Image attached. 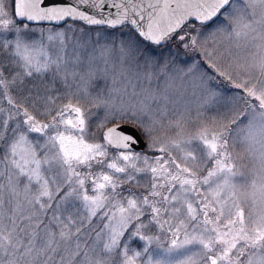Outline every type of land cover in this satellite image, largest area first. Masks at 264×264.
Wrapping results in <instances>:
<instances>
[{"label": "snow or ice", "instance_id": "6c2138e0", "mask_svg": "<svg viewBox=\"0 0 264 264\" xmlns=\"http://www.w3.org/2000/svg\"><path fill=\"white\" fill-rule=\"evenodd\" d=\"M0 264H264V0H0Z\"/></svg>", "mask_w": 264, "mask_h": 264}, {"label": "rangeland", "instance_id": "374dc122", "mask_svg": "<svg viewBox=\"0 0 264 264\" xmlns=\"http://www.w3.org/2000/svg\"><path fill=\"white\" fill-rule=\"evenodd\" d=\"M34 25H29V27H33ZM103 31V30H102ZM173 49H176L177 48V45L176 44H173L172 45ZM192 53L191 52H185L184 50H180V58L182 60H188L190 59ZM208 115H212V113H208ZM147 151V150H145ZM236 152L240 154V156L242 157V159L238 160L237 161V166L241 169V171H245L247 172V168L244 167V165H247L248 164V157H247V154L239 147L237 146L236 148ZM247 211V209H246Z\"/></svg>", "mask_w": 264, "mask_h": 264}, {"label": "water", "instance_id": "95a60500", "mask_svg": "<svg viewBox=\"0 0 264 264\" xmlns=\"http://www.w3.org/2000/svg\"><path fill=\"white\" fill-rule=\"evenodd\" d=\"M26 23H29V25H33L31 22H26ZM123 130L129 134H136L138 132V129H135L132 125H125ZM133 147H134L135 151H140V150L144 149L143 143L140 144L139 146H133ZM144 150H146V149H144Z\"/></svg>", "mask_w": 264, "mask_h": 264}]
</instances>
